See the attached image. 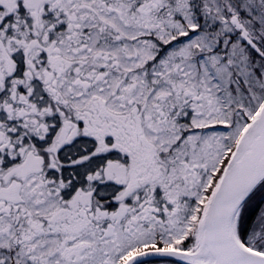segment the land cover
I'll list each match as a JSON object with an SVG mask.
<instances>
[{"label":"snow or ice","instance_id":"snow-or-ice-1","mask_svg":"<svg viewBox=\"0 0 264 264\" xmlns=\"http://www.w3.org/2000/svg\"><path fill=\"white\" fill-rule=\"evenodd\" d=\"M0 264H264V0H0Z\"/></svg>","mask_w":264,"mask_h":264}]
</instances>
